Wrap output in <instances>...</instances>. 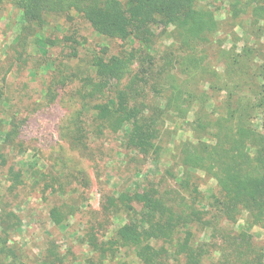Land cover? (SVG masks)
Segmentation results:
<instances>
[{
  "label": "rangeland",
  "instance_id": "rangeland-1",
  "mask_svg": "<svg viewBox=\"0 0 264 264\" xmlns=\"http://www.w3.org/2000/svg\"><path fill=\"white\" fill-rule=\"evenodd\" d=\"M47 1L33 21L19 0H0V264H144L140 245L112 242L125 226L147 228L148 202L136 197L144 193L159 198L178 229L173 241L143 244L176 253L189 232L198 254V262L175 254L170 264H212L240 248L264 259V228L242 209L229 219L217 181L187 167L182 155L187 143L230 148L241 140L242 120L264 131L255 106L264 0H198L218 27L189 48L174 26L156 25L150 45L123 41L98 34L78 0ZM139 50L156 58V75L142 94L127 88L139 71L132 57ZM97 56L132 62L121 81L92 96L84 81L95 76ZM162 67L174 76L175 89L165 74L159 78ZM125 90L159 110L148 153L127 146L124 125L113 131L96 121V107ZM243 233L252 250L228 242Z\"/></svg>",
  "mask_w": 264,
  "mask_h": 264
},
{
  "label": "trees",
  "instance_id": "trees-1",
  "mask_svg": "<svg viewBox=\"0 0 264 264\" xmlns=\"http://www.w3.org/2000/svg\"><path fill=\"white\" fill-rule=\"evenodd\" d=\"M46 2L48 1L19 0V5L24 10L26 18L34 21L41 19ZM77 5L79 12L98 34L123 41L132 38L145 45L152 43L155 36L153 28L159 24L174 26V31L178 33L182 44L188 48L194 43L208 40V35L216 32L218 27L214 14L202 9L198 0H107L103 3L101 0H78ZM151 55L139 50L136 56H132L136 57L140 67L135 80L133 79L127 86L129 90L139 91L140 94L146 91L145 83H149L148 77L156 75L154 73L156 58ZM132 57L128 59L112 56L106 59L97 56L92 65L95 76H88L84 81L90 86L91 95L104 93L111 87L112 82L121 81L132 62ZM168 57L171 58V62L168 61L167 65L169 63L172 65V57ZM191 61L196 62V59L193 58ZM163 70L165 71L158 74L159 78L162 79L165 74V84L175 89L171 71L167 67L165 69L162 67L159 71ZM255 75L261 81L255 106L257 110L262 111L264 117V67L259 68ZM143 83L145 85L141 87ZM130 98L128 90L119 91L115 99L98 105L96 121L100 122V129L105 126L113 131L124 125L128 136L127 146L148 153L153 146L155 136L152 126L159 110L148 108L146 104H138ZM242 124L238 131L241 140L235 141L230 148L223 145L209 146L203 142L187 143L183 146L182 155L187 167L202 170L217 181L224 192L222 210L227 213L229 219H233V212L237 208L242 209L250 215L254 225L264 228V131L257 132L247 120H242ZM262 127L264 130V121ZM247 143L252 151L249 150ZM136 197L148 202V205L144 204V208L147 209L145 223L148 226L142 231L132 226L120 229L112 241L116 248L121 245H140L139 253L144 264H170L175 254L184 255L190 261L198 262L197 252L189 245V232L187 237L179 238V249L176 253L174 251L171 254V251L164 247L157 249L150 244H143V240L160 238L173 241L178 226L173 223L172 215L159 198L149 193ZM244 236L248 237L243 233L238 238L230 236L227 238L228 242H235L240 247L248 244V248L252 250L251 240L245 241ZM2 247V252L7 251V240H4ZM231 253L212 264H232V259H235L233 264H264L263 256L256 252L246 256L244 250L240 248Z\"/></svg>",
  "mask_w": 264,
  "mask_h": 264
}]
</instances>
